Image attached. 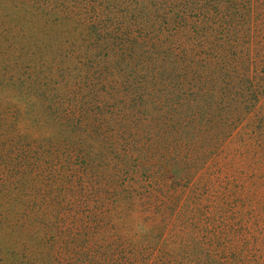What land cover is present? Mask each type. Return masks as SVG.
<instances>
[{
    "label": "trees",
    "instance_id": "obj_1",
    "mask_svg": "<svg viewBox=\"0 0 264 264\" xmlns=\"http://www.w3.org/2000/svg\"><path fill=\"white\" fill-rule=\"evenodd\" d=\"M241 136L264 147V0H0V264L244 261L206 244Z\"/></svg>",
    "mask_w": 264,
    "mask_h": 264
},
{
    "label": "rangeland",
    "instance_id": "obj_2",
    "mask_svg": "<svg viewBox=\"0 0 264 264\" xmlns=\"http://www.w3.org/2000/svg\"><path fill=\"white\" fill-rule=\"evenodd\" d=\"M242 138L231 141L224 154L208 170H212V173L206 174L213 188L206 197L209 207L218 202V192L225 193L228 189L237 191L238 202L232 206V211L236 210L238 217L234 226L236 229L228 228L226 237L220 232L215 237L212 236L213 230L217 228L211 225L212 234L207 237L206 244L211 251L226 253L242 249L249 255L243 257L245 262L234 260L229 264H264V147L258 140L239 143ZM228 201H231V197ZM226 211L229 212V208ZM220 236L225 247L219 240ZM222 258L226 256L222 255Z\"/></svg>",
    "mask_w": 264,
    "mask_h": 264
}]
</instances>
